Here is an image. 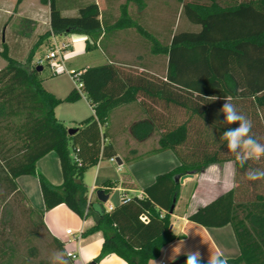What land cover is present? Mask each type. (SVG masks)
Returning a JSON list of instances; mask_svg holds the SVG:
<instances>
[{"label":"trees","instance_id":"16d2710c","mask_svg":"<svg viewBox=\"0 0 264 264\" xmlns=\"http://www.w3.org/2000/svg\"><path fill=\"white\" fill-rule=\"evenodd\" d=\"M42 1L49 4L50 27L55 33H83L97 42L104 31L101 44L117 31L137 35L143 54L136 65L142 70L110 57L107 63L81 68L94 113L74 125L76 131L69 134V127L55 116V108L81 95L73 88L65 98H57L43 86L37 70L40 64L33 63L35 49L50 32L35 42L25 62L13 58L3 44L0 54L7 63L0 70V264H17L15 246L5 235L16 227V209L35 235H44L54 251L66 254L65 243L51 234L44 219L46 211L61 204L93 220L84 236L103 234L96 262L115 254L126 264H149L182 238L170 228L171 205L179 197L177 177L228 161L234 162L236 173L247 171L250 165L248 160L241 167L221 138L238 124H222L220 109L228 99L252 122L251 135L260 140L264 129V0H175L167 15L151 13L148 0H125L118 15L110 5L101 20L96 2L65 15L57 0ZM14 30L31 38L35 22L20 18ZM86 45L90 49L88 41ZM133 101L141 105L145 116L131 125L132 135L143 141L158 131L159 146L149 154L170 150L179 164L157 175L143 195L123 199L107 210L97 197L89 198L84 174L100 159L117 155L115 144L108 141L107 123L115 107ZM173 110H183L186 119L180 122ZM50 151L60 159V185L52 184L36 167L37 160ZM21 175L37 177L44 210L29 204L16 183ZM254 191L248 194L232 186L187 215L205 227L232 226L240 255L228 259V264H264V188ZM36 253V247H31L30 255Z\"/></svg>","mask_w":264,"mask_h":264},{"label":"crops","instance_id":"0c3cea01","mask_svg":"<svg viewBox=\"0 0 264 264\" xmlns=\"http://www.w3.org/2000/svg\"><path fill=\"white\" fill-rule=\"evenodd\" d=\"M32 2L33 3L31 9L34 16L27 17H30L34 20L35 30L31 38H25L19 36L18 34H15L16 37L18 36L15 41H18L22 44L31 41L35 34L41 35L48 31L53 37L57 34H60L55 33L51 30L49 4H44V8V2L42 0ZM90 2L97 3L100 11L98 19L101 20L104 10L99 7L98 0H90ZM27 6L28 0H21L20 2H18V0H0V15L6 14L8 15V19L12 14L13 18L17 15L26 16L24 14L26 13L25 8ZM61 10L65 15L76 14L67 13L66 10H63V8H61ZM114 14L118 15L119 12L116 11L114 12ZM41 17H43V21L40 20ZM9 25L10 23L6 21L3 31L6 32V30L9 28ZM40 26L46 27L43 33H40V29H38L40 28ZM60 35H65L67 40L63 41L62 43H67V49H70L73 54L83 53L91 49H99L103 57H105V60L100 64L109 62L110 57L117 63H122L125 66H132L133 68H137L140 71L142 70V68H138L136 64L140 60L141 54H143V49L137 46L139 37L135 34L124 36L122 35L121 31H117L114 36L109 35L106 39H104L102 44L100 43V40L104 35V31L97 42H94V40L90 36L83 33H64ZM87 41L90 43V49L86 48ZM55 42L56 40L54 41V43ZM28 48H30V46ZM51 49L52 48L50 47V50ZM38 60L39 62L43 61L42 57L34 59V61ZM88 66L96 65L85 64L80 67L84 68ZM59 70V68H55L54 75L62 73V71L59 72ZM40 77L42 78V84L45 89H47L57 98H65L74 88V84L72 87L71 84L69 85V83L66 84V86H58V84L50 83L47 78L42 77L41 71ZM140 99L141 98H139V100ZM80 102H85L88 106L86 111L82 114L78 113L77 110V104ZM93 113V108L91 107L89 101L84 97L75 102H63L55 108V116L57 117V119L66 124L68 127L78 125L79 122L88 118ZM144 116L145 112L143 111V108L136 101L122 104L112 110L109 121L107 123L108 141H112L115 144L117 150L116 156H119L122 160L121 165H119L117 162L114 163H117L119 167H122L126 164L130 168V171L128 174H120V176H118L115 174V171L112 169L110 163L103 164L104 159H100L96 165L92 166L95 167V170L94 177L91 182L90 179L87 178V175L84 174V183L89 189V198L96 197L95 193L91 194V190L93 187H95L96 189H103L105 193L109 195V197L110 193L115 188L123 193V197H131L135 195L141 196L143 195L145 187L150 185L156 179L157 175L167 172L179 164V160L177 163V161L175 162V160L173 159V156L176 157V155L170 150L163 151L157 154H149V152L140 151L139 148L144 145H151L155 147L159 146L160 138V134L158 133V131L154 132L149 138L143 141H138L132 135L131 125L136 121L144 118ZM162 120L163 121H161V127H163L164 118ZM165 120H167V118ZM166 122H168V120ZM161 131H163V129ZM108 160L109 162H113L110 159ZM175 163L177 164L175 165ZM169 164L173 165L172 168H170L169 170H163V167L165 165L168 166ZM223 164L213 165L222 166ZM36 167L37 170L42 173L52 184L60 185L63 183V174L61 170L60 159L55 151H50L43 157L38 159L36 162ZM204 171L205 169L202 171V173H204ZM198 176V173H195L192 178H187L183 183H179L180 185H185L189 180H191V182H195V187L191 196L192 208L179 215V221L177 223L172 221L171 230L174 234L180 235L182 238L177 239L166 246L162 251L161 257L158 260H153L159 261V264H163V262L165 263V259L173 262L176 259L185 256V252L196 249H199L202 253V263H207L210 251H220L227 257V259L236 258L240 255V248L237 243L233 228L230 224L223 227H205L187 218V215L189 213L195 211L198 207L205 205L213 199L211 198L206 202L202 200V195L199 194L202 190V187L201 183L199 182ZM85 180L89 181L91 185H88ZM16 183L18 187L23 191L29 204L33 208L38 210L45 209V203L42 197L37 177L33 175H21L17 177ZM137 187H140V189L137 190ZM227 189L222 190L218 193V195L225 192ZM130 191H138V193L129 195L128 192ZM179 198L180 194L176 202L175 209L177 207ZM121 201L122 199L120 200V202ZM120 202L110 206L114 207ZM108 208L107 210H109ZM173 215L174 212L172 214V217ZM44 219L51 234L65 243L66 253L70 251L78 255L77 259H72L69 257L74 262V264H88L90 261L94 260L100 253L103 243V234L101 232H96L88 236L83 235L80 244H78L77 241L73 240L74 235L67 234L66 232L68 229H72L71 227H74L79 228V230L72 229L75 235L81 229H83L84 233V231L93 224V220L91 218H81L79 215L70 210L66 205L61 204L53 209L46 211ZM178 251L179 253H177ZM174 255L176 257L175 260L172 259ZM153 261H150L149 264H153ZM97 264H126V262L121 257L113 254L102 259L100 262H97Z\"/></svg>","mask_w":264,"mask_h":264},{"label":"rangeland","instance_id":"374dc122","mask_svg":"<svg viewBox=\"0 0 264 264\" xmlns=\"http://www.w3.org/2000/svg\"><path fill=\"white\" fill-rule=\"evenodd\" d=\"M32 1L37 0H28V6L25 8L26 13L21 16L17 15L13 18V14L8 19V15H0V51L3 50V44L5 43L8 46L9 54L15 58L16 60L20 62H25L26 57L28 56L31 48L35 44L34 42L39 40L41 35L35 34L31 41L25 42V44L16 42L15 40L17 37L15 36L16 31L14 30L16 27V24L18 23V20L20 18H30L27 16L33 17L34 14L32 12ZM90 0H57V4L59 7L63 8V10H66L67 13L74 14L77 13L78 8L81 5H84L85 3H89ZM99 7L102 8V10L108 9L111 7L110 5H113L114 12H119V6L125 2V0H98ZM175 0H148V8L150 9L151 13L153 11H161L163 15H167L172 7H174ZM43 3V2H42ZM47 5V3H43V5ZM44 5V8H45ZM170 8V9H169ZM174 18V17H173ZM32 19V18H30ZM172 19V18H170ZM43 21V17L41 19ZM6 21L10 23L9 28L5 31L4 25L6 24ZM175 24H177V17L173 19ZM179 24L182 27H185L184 22L179 21ZM42 25V24H41ZM40 33H43L46 29L45 26H40ZM14 32V33H13ZM17 35V34H16ZM56 40L57 43H62L63 41L67 40L65 35L57 34L54 37L52 35L47 36L43 42L40 44L39 47L35 49L34 53V59L42 57V63L38 61H34V64H40L43 66V70L41 71L42 77L47 78L50 83L58 84V86H66V84L69 83L73 87L72 78L70 74L61 67V64L58 59L53 58H46V54L49 52L50 47L54 48V41ZM4 41V42H3ZM30 46V48H28ZM105 60V57H103L102 53L99 49H91L87 50L86 52L79 53V54H73L70 49H66V52L64 54V62L66 65V69H79L80 66H83L85 64H93L97 65L102 63ZM6 60L2 57L0 54V69L6 64ZM55 68H59V72L62 71V73L54 75ZM53 75V76H52ZM49 84V83H48ZM77 110L78 113H83L87 109V104L85 102H80L77 104ZM175 111V110H173ZM175 117L180 122H182L184 119H186V114L183 110H176L175 111ZM74 126V125H73ZM71 126V127H73ZM69 127V128H71ZM74 128V127H73ZM190 132H194L193 129L190 130ZM260 137L259 142L264 144V129L260 131ZM155 146L151 145H144L140 147L141 152H149L151 149H153ZM124 148V147H123ZM173 159L175 162L178 159L173 156ZM170 162V161H169ZM104 163H110L112 166V169L115 171V174L120 176V174H128L130 171V168L128 165H123L122 167H119L117 163L109 162V160L104 159ZM175 163V165L177 164ZM249 167L247 171L243 173H236L235 171V165L233 161H228L227 163L223 164L222 166L218 165H211L210 167L206 168L204 173L200 172L198 173V179L201 183L202 190L199 194L202 195V200L204 202L210 200L211 198H215L218 196V193L221 192L224 189H230L232 186H238L239 191H245L248 194L255 193L254 190L260 191L264 188V180H248L247 179V173L249 170L253 169H264V157H261L259 160H249ZM165 165L163 167V170H169L172 168L173 165ZM122 168V169H120ZM94 170L95 167H89L85 173L87 175V178L90 179V182L93 180L94 177ZM86 181V180H85ZM88 185H91L89 181H86ZM220 184V185H219ZM256 185V186H254ZM195 187V182H191V180L187 181L185 185H180L179 188V194L180 198L177 204V207L174 211V215L172 217V221L178 222V216L183 214L186 210L192 208V202H191V196L193 193ZM139 190L140 187H137ZM227 189V190H228ZM137 192L130 191L128 192L129 195L137 194ZM123 197V193L115 188L111 193L109 199L106 201V207L108 208L110 205H114ZM193 201V200H192ZM16 209V208H15ZM19 209H16V219L13 220V222L16 224L15 228H12L11 230H8L5 232V235L8 236V238L11 239L12 244L15 246L16 250V257L15 261L17 264H52V257L56 251L53 250V247L50 246V241L43 235L38 236L35 235L32 231V226H26V218L24 215H22L20 212H18ZM9 227V225L7 226ZM73 230H79V228L71 227ZM30 229V230H29ZM32 231V232H31ZM6 236H4L6 238ZM36 247V255L31 256L30 255V248ZM74 247V246H70ZM153 264H159V261H153ZM166 264H171L172 261H168L165 259Z\"/></svg>","mask_w":264,"mask_h":264},{"label":"clouds","instance_id":"9594fccd","mask_svg":"<svg viewBox=\"0 0 264 264\" xmlns=\"http://www.w3.org/2000/svg\"><path fill=\"white\" fill-rule=\"evenodd\" d=\"M220 112L224 115L221 122L224 125L238 124L236 128H228L222 133L227 149L235 155L236 161L243 167L248 160H259L264 157V144L260 143L253 135L252 122L228 99H225ZM248 180H264V169H253L247 173ZM99 212L100 209L97 208ZM179 253V251L177 252ZM187 257L185 264H202V253L199 249L189 250L184 253ZM175 255L172 257L175 260ZM52 264H69L64 252H57L52 257ZM207 264H228L227 257L220 251L209 253Z\"/></svg>","mask_w":264,"mask_h":264},{"label":"built area","instance_id":"2783aa9c","mask_svg":"<svg viewBox=\"0 0 264 264\" xmlns=\"http://www.w3.org/2000/svg\"><path fill=\"white\" fill-rule=\"evenodd\" d=\"M67 48H68L67 43H56L55 42L54 48H52L50 50V52L47 54L46 58L58 59L60 64H61V67L64 68L70 74L75 90L81 95V97H84L87 99V96H86L85 91H84V85H83V82H82L81 77H80L82 70H80V69H71V70L66 69V65L64 62V54H65ZM40 63H42V61H40ZM110 160L113 162H116V156L111 157ZM96 190L97 189L95 187H93L91 190V194L96 193ZM127 198H129V197H123L122 200L127 199ZM112 208H113V206H109L108 209L111 210ZM143 219H144V217H143ZM66 232H67V234L74 235L73 240L77 241L78 244H80V242L82 240V236H83V229H81L78 233H76V235L72 229H68ZM66 254L68 257H70L72 259L78 258V255L74 252L69 251ZM163 264H165V263L163 262Z\"/></svg>","mask_w":264,"mask_h":264},{"label":"water","instance_id":"95a60500","mask_svg":"<svg viewBox=\"0 0 264 264\" xmlns=\"http://www.w3.org/2000/svg\"><path fill=\"white\" fill-rule=\"evenodd\" d=\"M42 69H43V66H42V65H39V66L37 67V70H38L39 72L42 71ZM75 131H76V128H73V127H71V128L68 129V133H69V134H73ZM116 162H117L119 165L122 164V160H121V158H120L119 156H116ZM194 175H195V173H186V174H184V175H182V176H180V177H177V178L175 179V181H176L177 183H183L185 179H187V178H192ZM95 194H96V197H97L100 201H102V202H104V203H105V202L108 200V198H109V195L106 194L105 191H104L103 189H97ZM176 202H177V197L175 196V197H174V200H173V203H172V205H171V209H170V213H171V214L174 212ZM170 228H172V225L170 226ZM186 259H187V257H186V256H183V257H180V258L176 259V260L173 261L171 264H185ZM88 264H97V262H96L95 260H92V261H90ZM202 264H207V263H202Z\"/></svg>","mask_w":264,"mask_h":264}]
</instances>
